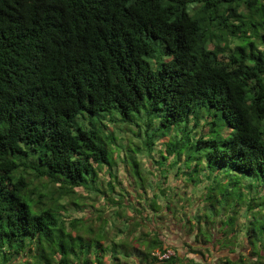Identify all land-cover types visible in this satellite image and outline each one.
<instances>
[{
	"label": "trees",
	"instance_id": "16d2710c",
	"mask_svg": "<svg viewBox=\"0 0 264 264\" xmlns=\"http://www.w3.org/2000/svg\"><path fill=\"white\" fill-rule=\"evenodd\" d=\"M132 147L201 208L162 181L141 219L90 214L140 204ZM115 149L135 197L113 198ZM160 212L187 254L264 264V0H0V264H197L162 258Z\"/></svg>",
	"mask_w": 264,
	"mask_h": 264
},
{
	"label": "rangeland",
	"instance_id": "374dc122",
	"mask_svg": "<svg viewBox=\"0 0 264 264\" xmlns=\"http://www.w3.org/2000/svg\"><path fill=\"white\" fill-rule=\"evenodd\" d=\"M94 121V119H93ZM86 127L89 126V120L87 123H85ZM108 127L112 128L113 131L115 132V136L118 139H123V140H128L134 145L142 146L141 145V140L143 139V128L142 129H137L134 125L129 126L128 129L124 130L122 127H115L112 124H107ZM108 133V131H106ZM130 143V144H131ZM161 143V142H159ZM126 145V143H124ZM156 148H161V144H157L155 146ZM133 149V154L136 157V160L139 161L140 163V169L143 174V177L146 178L145 184L146 187L144 190H141V197H139V202L135 203L136 209H128L124 208L122 210L118 209L117 206L111 205V203H104L101 199L100 196H96L93 194H90L89 198L86 199L85 203L87 204V207L85 208L87 211H89L90 214H95L93 208H90L89 206L95 205L94 208H103V213L104 215H109L108 219H141L144 217L143 214H140L138 210L141 208V205H143V201L146 199L152 198V196L156 193L158 194L157 188L159 187V183L163 181L164 186H168L169 192L172 195L173 192H177L180 190L184 191V187H186V192L189 194L190 191L194 190L192 185L186 186V184L181 180L180 176L175 177L173 171H170L166 176L165 180L161 179V172L159 171V165L156 163H153L152 160H150L147 156V152L143 150L137 151L135 150V147H132ZM115 174L117 175L116 180L112 179L111 182H113L114 186V194L113 198H117V195L121 191L120 187L127 188L130 191V196L135 197L136 192H135V186L133 184V180L136 178L135 175H128L127 170L128 167L120 160V156H123L122 153L125 154V152L122 150L115 149ZM154 159L157 158V153L153 152ZM114 172V171H113ZM134 178V179H133ZM149 183V185H147ZM138 185V184H137ZM203 185L201 184L198 186L192 194V203L195 204L194 206L197 208H201L202 202L199 200L203 192ZM86 195V194H85ZM88 197V196H87ZM136 200V198H134ZM162 202V201H161ZM164 205V202L161 203V206ZM164 208V206H163ZM119 210V211H118ZM118 211L120 213L119 216L112 214L113 212ZM86 213L84 212H78V213H73L71 212V215L74 217H84ZM159 218L156 219H167L163 221H157L155 223V231H158L161 240L167 245L169 248L168 253H178L182 257H187L189 259H193L195 263L197 264H215L217 262V259L220 258L223 254L226 253L229 249L224 250H219L221 251L220 253H217L215 249H211L209 254L205 252L206 257L209 255L211 256L210 258L206 259L207 261L204 260L203 257L200 255H194V254H187V248L186 244H192L194 247H198L199 244L194 243L193 237L189 236L187 233V228H182L181 224H178L176 221H173L171 219H174L172 215H168L166 213L160 212L158 214ZM155 219V218H153ZM170 219V220H169ZM115 223L117 224V220H114ZM152 227H154L152 225ZM116 231V229H114ZM238 252V251H237ZM236 252V254H237ZM236 254H233V258L236 257Z\"/></svg>",
	"mask_w": 264,
	"mask_h": 264
},
{
	"label": "built area",
	"instance_id": "2783aa9c",
	"mask_svg": "<svg viewBox=\"0 0 264 264\" xmlns=\"http://www.w3.org/2000/svg\"><path fill=\"white\" fill-rule=\"evenodd\" d=\"M169 255H170V253H167V254L163 255L162 258H166V257H168Z\"/></svg>",
	"mask_w": 264,
	"mask_h": 264
}]
</instances>
